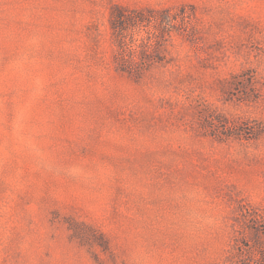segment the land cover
Listing matches in <instances>:
<instances>
[{"label":"rangeland","instance_id":"rangeland-1","mask_svg":"<svg viewBox=\"0 0 264 264\" xmlns=\"http://www.w3.org/2000/svg\"><path fill=\"white\" fill-rule=\"evenodd\" d=\"M0 264H264V0H0Z\"/></svg>","mask_w":264,"mask_h":264},{"label":"trees","instance_id":"trees-1","mask_svg":"<svg viewBox=\"0 0 264 264\" xmlns=\"http://www.w3.org/2000/svg\"><path fill=\"white\" fill-rule=\"evenodd\" d=\"M141 13V12H140ZM125 17L121 14V16L118 18V25H114V34H115V40L118 45V54L119 58L118 63L119 65H122L123 63L129 61V62H135V52L138 51L136 43H128L125 37L124 33V26H125ZM149 20V17H146L145 15H142L139 17V20ZM139 53L143 54V50L140 49Z\"/></svg>","mask_w":264,"mask_h":264}]
</instances>
